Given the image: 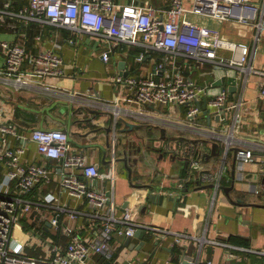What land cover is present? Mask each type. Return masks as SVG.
Listing matches in <instances>:
<instances>
[{
  "label": "crops",
  "instance_id": "crops-1",
  "mask_svg": "<svg viewBox=\"0 0 264 264\" xmlns=\"http://www.w3.org/2000/svg\"><path fill=\"white\" fill-rule=\"evenodd\" d=\"M148 1L164 8L171 0ZM29 4V0H0V36L11 33L8 42L24 40L27 52L32 54L60 45L64 74L50 80L22 75L24 84L15 86L4 72L6 56L2 43L7 41L0 38V55L4 58L0 61V102L7 117L22 130L59 128L68 131L76 150L84 151L90 162L99 166L103 178L97 182L98 188L114 190L116 216L121 217L126 203L135 209L134 222L148 231L139 238V243L131 246L115 234L113 262L191 264L184 260V247L174 242L176 233H187L193 239L184 246L189 250V258H196L197 264H264V162L247 163L246 177L241 181L234 159L236 150H231L223 188L215 195L213 184L201 182L200 173L196 171L188 177L189 161L182 156V151L185 146L196 147L201 166L217 170L222 165L221 142L167 123L174 118L172 114L164 117L159 113L164 121L154 122L124 116L115 129L110 114L87 103L100 98L118 100L125 109L157 115L155 109L139 107L128 89H121V85L113 83L112 77L117 72L124 75L152 73L159 55L140 44H121L116 47L111 62L106 63L100 54L107 47L105 39L73 33L45 21L27 22L17 15L24 13ZM213 21L221 24L220 31L206 25L232 40L245 41L251 47L250 65L256 72L249 78L246 102L264 128V97L259 86L264 81V17L262 26L257 29L232 21ZM142 54L145 55L143 62L139 61ZM182 70L201 85L214 83L213 91L219 92L225 85L233 88L232 93L239 89L233 79L220 80L222 70L212 63L198 65L194 61ZM249 129L256 130L253 122L248 125ZM245 136L254 137L247 133ZM256 154L264 157V151ZM51 163L57 164L56 161ZM57 174L56 180L48 184L43 193L35 192L33 198L48 191L57 192L60 171ZM227 187L233 188L226 192ZM61 199L62 204L66 203L77 213L75 220H70V211L64 216L65 223L74 227L73 234L64 233L63 228L56 230L51 224V209H43L36 216L23 220L22 226L16 229V236L28 242L25 251L30 256L45 257L49 251L47 241L51 239L66 247L75 235L94 236L102 229V217L92 212L87 200L71 198L66 193ZM106 214V211L101 213ZM156 228L166 230L169 235L159 241L153 233ZM32 234L42 241L34 242ZM93 260L99 264L108 263L98 255Z\"/></svg>",
  "mask_w": 264,
  "mask_h": 264
},
{
  "label": "built area",
  "instance_id": "built-area-1",
  "mask_svg": "<svg viewBox=\"0 0 264 264\" xmlns=\"http://www.w3.org/2000/svg\"><path fill=\"white\" fill-rule=\"evenodd\" d=\"M29 1L26 11L18 17L27 22L45 21L73 33L105 39L108 44L100 54L106 63L111 62L116 47L121 44H140L159 55L152 73L124 75L117 72L112 77L113 83L121 85L123 90L128 89V94L139 107L155 109L157 115L125 109L118 100L100 98L87 103L110 114L115 129L124 116L151 122L164 121L159 117L160 114L166 116L164 109L170 110L169 115L176 118L174 114L178 111L171 109L184 108L185 119L173 118L166 122L192 129L198 135L223 145L222 165L217 170L201 166L200 152L196 147L185 146L182 151V156L189 161L188 177L197 171L201 182L213 184L215 195L223 188L231 150H236L234 159L237 177L241 181L245 180L247 163L264 162V157L256 154L264 151L263 122L258 115L251 113L246 102L249 78L256 72L250 65V45L232 40L191 17L232 21L257 29L262 26L264 0H171L164 8L148 0ZM70 42L74 43V39ZM2 44L6 56L4 72L7 80L17 87L24 84L23 76L50 80L64 74L60 45L32 54L27 52L22 39ZM144 58L142 54L139 61L143 62ZM194 61L198 65L212 63L222 70L220 80L233 79L239 89L232 93L225 86L215 92L214 83L201 85L186 76L182 67ZM15 75L19 76L10 78ZM259 86L264 97V81ZM252 122L256 130H247ZM246 133L254 137L248 138ZM58 171L59 190L42 194V190L56 180ZM101 178L103 174L99 166L90 162L84 151L76 150L68 131L59 128L22 130L7 117L0 102V264H99L93 260L96 255L115 264L114 235L126 240L136 234L139 226L133 220L135 209L132 207L127 206L120 218L116 216L118 207L114 190L99 189L97 182ZM38 191L42 192L40 196L33 198ZM65 193L71 198L87 200L92 212L102 217V229L94 236L75 235L66 247L51 239L47 241L49 251L45 257L30 256L25 251L28 242L26 244L16 236V229L22 226L23 220L36 216L43 209H51V224L56 230L63 228L64 233L73 234L74 227L65 223L64 216L70 211V220H75L77 213L66 203L62 204ZM102 211L107 214L101 215ZM153 233L159 241L169 235L159 228L153 229ZM192 239L187 233H176L174 242L184 247L185 261L197 264L196 258H189V250L184 246Z\"/></svg>",
  "mask_w": 264,
  "mask_h": 264
},
{
  "label": "rangeland",
  "instance_id": "rangeland-1",
  "mask_svg": "<svg viewBox=\"0 0 264 264\" xmlns=\"http://www.w3.org/2000/svg\"><path fill=\"white\" fill-rule=\"evenodd\" d=\"M188 6H190L189 4H187ZM191 17L193 18V19H197V18H195V16L194 15H191ZM201 24H207L208 26H210V27H213V28H215V29H217L218 31H220L221 30V24H219V23H217V22H215V21H213V20H211V19H208V18H201V19H199L198 20ZM0 38H1V41H7V40H9V41H11V33H7V34H5V35H1L0 36ZM1 56V55H0ZM4 59V58H3ZM2 59V56L0 57V61L1 60H3ZM216 92V91H215ZM172 111L173 110H175V111H178V112H176L175 114H174V116L176 117V118H179V119H185V114H186V111L185 110H181V109H177V108H172L171 109ZM163 112H164V114H169L170 113V110H168V109H164L163 110ZM253 114V113H252ZM254 115V114H253ZM59 181V180H58ZM32 236H34L35 238H34V242H38V243H40L42 240L40 239V237L39 236H37L36 234H32Z\"/></svg>",
  "mask_w": 264,
  "mask_h": 264
},
{
  "label": "water",
  "instance_id": "water-1",
  "mask_svg": "<svg viewBox=\"0 0 264 264\" xmlns=\"http://www.w3.org/2000/svg\"><path fill=\"white\" fill-rule=\"evenodd\" d=\"M124 63V62H123ZM121 68V70H122V68H124V67H120ZM226 86V85H225ZM230 89V91L232 92V90H233V88H229ZM119 125V124H118ZM131 128H134L132 125H130V124H128ZM112 128V127H111ZM233 187H230V188H225V190H226V192L228 191V189H232ZM151 197V196H150ZM151 198H154V197H151ZM128 205V203H126L125 205H124V210H125V208H126V206ZM148 231V229L147 228H144V227H138V229L136 230V234L133 236V237H128L127 239H126V245H129V246H131V245H133V243H139V238L143 235V234H146V232ZM144 244V242H142L141 244H140V246H139V248L142 246ZM139 248H138V250H139ZM107 264H112V262L111 261H108V263Z\"/></svg>",
  "mask_w": 264,
  "mask_h": 264
},
{
  "label": "trees",
  "instance_id": "trees-1",
  "mask_svg": "<svg viewBox=\"0 0 264 264\" xmlns=\"http://www.w3.org/2000/svg\"><path fill=\"white\" fill-rule=\"evenodd\" d=\"M190 75V74H189Z\"/></svg>",
  "mask_w": 264,
  "mask_h": 264
}]
</instances>
